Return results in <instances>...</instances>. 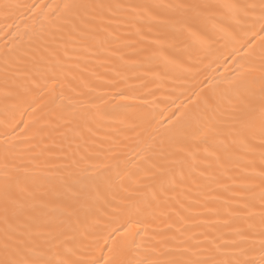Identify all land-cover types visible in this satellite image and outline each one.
Masks as SVG:
<instances>
[{"label": "snow or ice", "instance_id": "1", "mask_svg": "<svg viewBox=\"0 0 264 264\" xmlns=\"http://www.w3.org/2000/svg\"><path fill=\"white\" fill-rule=\"evenodd\" d=\"M21 16L42 23L27 48H0V264H264V0H0L6 36L19 35ZM33 47L49 69L35 78ZM177 47L188 67L165 55ZM212 57L231 74L193 93L195 113L169 97L174 110L160 120L155 91L142 89ZM112 58L143 69L141 84L122 72L104 82L114 95L85 83L90 62ZM77 81L91 103L65 96ZM116 97L136 101L120 106L137 109L136 159H120L115 141L69 151L115 114L104 106ZM130 165L135 198L113 180Z\"/></svg>", "mask_w": 264, "mask_h": 264}, {"label": "bare ground", "instance_id": "2", "mask_svg": "<svg viewBox=\"0 0 264 264\" xmlns=\"http://www.w3.org/2000/svg\"><path fill=\"white\" fill-rule=\"evenodd\" d=\"M19 25V35H17L16 29H12V36H6L5 33L8 29L0 31V48H5L7 46L15 45L17 47L27 48L30 41L28 39V33H31L34 30H38L42 23L40 18H31L21 16L15 21ZM122 34V37L127 38L129 41L134 40L135 36L129 34L128 31L124 28L119 29ZM155 35V34H154ZM124 52L128 56H134V50L132 47H124ZM32 53H35V58H29L25 61V68L27 73L32 76V78L38 77L41 74L48 72V67L41 60V57L44 56V53L38 47H33L31 49ZM55 54V53H54ZM172 55L177 59L178 63H183L184 67H188L189 58L184 53L182 47H177L175 49H170L169 53L165 55ZM227 52L225 51V55ZM216 57L210 59H205L203 63L198 64L190 74H186L185 79L175 80L174 76H169L163 82L149 83L147 88L142 89L144 93L148 91H155V97H149V99H155L158 108L156 109L157 114L163 112V116H160V120H165L171 115V112L174 109L169 107L170 99H177L183 101L187 108L186 112L195 113L198 111V106L200 101L197 97L193 95L194 92L200 93V96L208 94L211 91V88H217L221 85L217 82L220 81L222 77H227L231 74L232 67L230 66L231 62L228 65H225L223 60L220 63H214ZM2 70V69H0ZM117 72H122L128 77L130 84L140 85L141 81L137 79L138 75H143L144 70L141 69L138 73L136 70V65L129 62L127 67H124L119 59L112 58L110 61H95L90 62L88 65V70L83 74L82 79L89 86H95L98 91H114L111 89H106L104 87V82L111 80L116 77ZM79 75V74H77ZM151 74H148V79L151 80ZM17 84L20 87L21 92L28 85V80L23 76L17 81ZM72 88L76 89V93L83 92L82 96L76 95V93L69 90V88H64L65 96L72 98L75 101L82 102L84 104H89L92 101V97L88 94L87 88H82L79 86V81L71 85ZM174 92V94H173ZM170 97V99H169ZM189 100L192 102L189 103ZM50 103V98L46 97L44 100L40 101L41 106ZM135 100H121L119 97L115 99L109 98L108 104L104 107L109 108L114 111V115L103 116L94 122L93 132L94 135L88 137L87 143L83 141L76 140L72 142V148L79 150L81 154L85 151L88 153H93L96 150V145L101 142L104 143V147H111V141L119 146V158L123 160H135L137 153L140 152L141 146L138 145V136L137 133L132 131L129 125L133 124L137 114V109L129 108L127 110H121L120 106L124 104H135ZM28 117H25L27 120ZM120 121L125 123L122 125ZM57 144L59 145V139L55 138ZM45 144L48 147H52V141H45ZM67 147V144L60 145L55 148L57 156L61 154V148ZM39 150V149H38ZM135 171L134 166H129V171L122 173V175L117 178L113 176V180L117 184H122L125 189H127V194L135 198L138 196L136 192V185L140 183V177L131 175ZM217 191H220L219 189ZM198 193L195 189L188 194L189 200L195 199Z\"/></svg>", "mask_w": 264, "mask_h": 264}]
</instances>
